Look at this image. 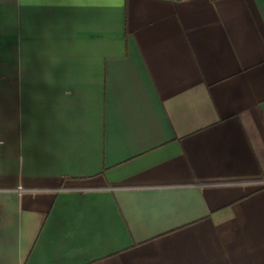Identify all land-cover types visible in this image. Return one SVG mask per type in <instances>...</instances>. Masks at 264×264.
I'll list each match as a JSON object with an SVG mask.
<instances>
[{
    "label": "crops",
    "instance_id": "obj_1",
    "mask_svg": "<svg viewBox=\"0 0 264 264\" xmlns=\"http://www.w3.org/2000/svg\"><path fill=\"white\" fill-rule=\"evenodd\" d=\"M0 264H264V0L0 4Z\"/></svg>",
    "mask_w": 264,
    "mask_h": 264
},
{
    "label": "clouds",
    "instance_id": "obj_2",
    "mask_svg": "<svg viewBox=\"0 0 264 264\" xmlns=\"http://www.w3.org/2000/svg\"><path fill=\"white\" fill-rule=\"evenodd\" d=\"M9 0H0V4H7ZM116 4L120 7L125 5V0H116ZM46 6H58L69 8H84L90 6V0H15V8L27 9V8H40ZM3 141H0V145Z\"/></svg>",
    "mask_w": 264,
    "mask_h": 264
}]
</instances>
